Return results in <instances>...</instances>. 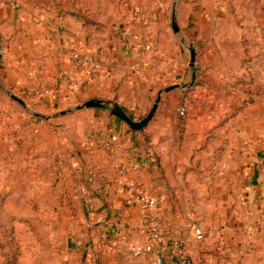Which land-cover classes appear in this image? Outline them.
<instances>
[{"label":"rangeland","instance_id":"rangeland-1","mask_svg":"<svg viewBox=\"0 0 264 264\" xmlns=\"http://www.w3.org/2000/svg\"><path fill=\"white\" fill-rule=\"evenodd\" d=\"M174 5L178 34L172 25ZM61 20L98 40H119L123 48L130 45L127 32L134 33L133 55L121 63L115 83L105 86L117 87L114 100L98 96L87 100L88 94L78 92L70 106L43 105L42 23L49 21V35L55 38L56 23ZM82 23H90L94 31H84ZM0 37V264H79L81 256L76 249L81 245L73 248L72 241L92 224L104 225L110 218L106 220L107 214L95 219L88 216V205L78 199L75 172L92 173L106 168L110 161V167L119 164L124 168L123 185L134 181L156 198L166 222L172 225L170 232L188 241L195 264H264L262 217L230 222L226 206L210 203L211 183L200 188L201 168H165L163 173L157 168H137L133 163L140 151L133 152L132 147L139 135L125 129L115 131L106 123L114 104L140 122L161 91L180 85L162 96L161 119L153 118L147 126L152 143L159 139L166 143L167 138L170 144L174 139L172 119L180 111L184 94L180 91H188L191 122L185 150L176 165H185L184 155L196 146L197 124L200 132L208 135L211 126L219 121L222 124L230 115L237 117L238 127L245 125V112H257L264 103V0H227L224 7L218 0H0ZM185 45L195 50L194 66H190ZM86 47L79 44L69 52L70 65L72 54L81 52L93 56L101 67L103 58L86 52ZM18 60L21 66H16ZM12 94L23 99L30 110L12 100ZM90 100L107 101V108L77 109ZM36 115L53 116L54 123L49 126ZM226 126L217 134L219 139L211 136L213 143L224 142ZM94 139L101 141L105 150L88 152L86 144ZM109 148L113 150L110 155ZM161 149L168 151L163 144ZM57 150L66 162L43 168L47 163L40 157ZM82 163L86 168H79ZM187 169L191 171L188 174ZM77 174L80 181H89L87 174ZM223 192L221 189V197ZM193 224L202 229V241L195 240Z\"/></svg>","mask_w":264,"mask_h":264},{"label":"crops","instance_id":"crops-1","mask_svg":"<svg viewBox=\"0 0 264 264\" xmlns=\"http://www.w3.org/2000/svg\"><path fill=\"white\" fill-rule=\"evenodd\" d=\"M47 22L42 23L43 29L41 33L43 36L40 38V96L43 98V105L50 108H58L67 103L70 106L75 102L74 98L79 93L82 95L88 94L84 97L87 100L94 96L109 98L107 99L108 102L114 100L117 87L109 89L105 86L107 83L112 84L113 81L115 83L121 72V63L133 55L134 33L130 34L127 32L130 37L128 38L130 45L123 48L121 47L122 44L118 42L119 40L111 41L104 38L98 40L96 36H87L83 31L69 28L67 23L62 20L56 23L58 32L54 33L55 38H52L49 35L48 28L50 27H48ZM97 40L100 41V47L103 50H99ZM79 44H86L85 51L92 55L94 54L95 57L103 58L104 64L101 65L100 71L95 74L93 79L80 87L79 91H70L67 86L71 67L69 52L73 48H78ZM21 62V60H18L16 66H21ZM94 90H100L102 92L101 95L93 93ZM106 106L104 104L100 108L92 109L103 111L107 108ZM258 108H254L259 110L257 112H252L250 108V111L245 112L246 123L240 127H238L237 117L230 115L227 118L228 121L224 123L225 126L227 125L226 129L224 128L226 131L224 142L218 143L219 141L217 140L213 143L212 148L206 152H195L196 149L198 150L202 147L201 141L204 135L199 130L200 125L197 124L199 128L197 127V135L194 137L197 143L196 146L192 147L191 152L186 151L187 153L184 155L185 165L175 164L177 158L173 141L170 144L167 138L164 139L166 143H162L163 139L153 141L154 152L162 157L165 168H201L200 188H204L208 182L211 183L213 193L210 203L216 206H226V213L230 217V222L241 219L249 222L254 217L256 218L255 220L262 217L264 221V103H260ZM160 109L161 104L153 121L160 115ZM54 118L51 116L46 119H40L50 126L54 123ZM197 119L199 121L200 118ZM106 123L115 127V131L120 130L117 118L110 114L106 118ZM220 123L219 121L216 124L218 127L214 134V140L215 138L219 139L217 134L221 131ZM116 136L117 134L114 132L112 139L115 140L113 141H116ZM98 139L86 144L88 152L96 154L98 151L105 150V147ZM162 144L168 151L165 152L161 149ZM112 151L110 148L109 151L107 149L108 154H112ZM111 156L113 157V155ZM43 157H40V160ZM199 160H202L200 164L197 163ZM143 161V157L138 152L133 164L137 168H147ZM43 162L46 163L45 160ZM110 162H108L106 168H103L105 170L104 177L101 176V183L104 184L102 193H104L106 199L91 197L90 191L82 194L81 189L91 190L92 184L80 181L77 173L87 174V178L90 177V173L86 170L83 172V169L75 172L76 186L75 184L74 186L78 190V199L94 210V215L91 218L95 219L99 215L107 214L106 217L109 216L110 219L104 224L105 226L101 222L103 227L100 229H95V225L92 224L79 238L72 239V247L74 248L75 244L82 245L84 242H82V239L86 242H93L100 250L99 253L102 254L103 261L101 264H153L150 256L144 254L146 242L138 230L141 213L130 200L126 183L122 184L125 178L119 173L122 167L119 164L116 168L115 166H113L114 168L110 167ZM192 162L193 164H189ZM69 163H72L71 160ZM68 165L70 166V164ZM72 165L74 166V164ZM79 168H86V166L82 163ZM100 169H95L93 175L96 176ZM132 174L136 175L137 173L132 172ZM84 185L89 187L87 188ZM221 186L223 188H220ZM221 189H224L222 197L220 196ZM150 195L155 198L151 193ZM238 207L240 208L239 210ZM217 223L218 225L221 223L219 217ZM95 260V257L90 256L87 264H97ZM167 260H171L169 255Z\"/></svg>","mask_w":264,"mask_h":264},{"label":"built area","instance_id":"built-area-1","mask_svg":"<svg viewBox=\"0 0 264 264\" xmlns=\"http://www.w3.org/2000/svg\"><path fill=\"white\" fill-rule=\"evenodd\" d=\"M227 0H218L220 7H224ZM150 50L149 46H146ZM101 67L93 56L74 52L72 54V66L67 80L70 91L78 90L83 83L91 79ZM183 114V110H180ZM121 176H124V168H120ZM130 200L140 210L141 218L138 223V230L145 239L144 254L152 259L153 264H192L188 258L190 252L187 240L170 239L165 225L161 221V216L157 206V201L148 194L141 185L130 181L127 185ZM85 194L86 189H81ZM87 214L93 217L94 210L87 206ZM192 234L197 241L203 239V233L199 225L193 224ZM171 260H167V256Z\"/></svg>","mask_w":264,"mask_h":264},{"label":"trees","instance_id":"trees-1","mask_svg":"<svg viewBox=\"0 0 264 264\" xmlns=\"http://www.w3.org/2000/svg\"><path fill=\"white\" fill-rule=\"evenodd\" d=\"M231 1H235V0H230V2ZM67 15L74 16L73 14H69V13H67ZM90 27H91L90 23H88V24L82 23V25H81V28L84 29V31L92 33L94 30H92V28H90ZM198 75H199V71L196 72V77H198ZM196 86H199V83H197ZM180 92L184 93L181 96L182 101L180 103V110H183V114H181L179 111L178 114L172 119L173 137H174L173 146H174L176 158H178L179 156L182 155V152L184 151V148L186 147V142L188 140L187 139V137H188L187 133H188V130L190 127V122H191V119L189 117V106H188V102H187L188 91L183 89ZM223 121L224 122H222V124L220 123L221 127L228 120L225 119ZM117 122L120 126L119 132H123V130L125 129L124 131L128 134L139 135L138 137H140V139L138 141H136V145H133L132 151L136 152V153H137V151H140L139 155L141 157H143V159H144L143 162L146 165V167L149 168L150 170L152 169V171L154 168L160 169L163 173L165 171L164 162L162 161V157L160 155H158L156 152H154V149H153L154 146H153V143L151 142L152 136H151L150 132H148L147 127L140 130V131H133L130 128H128V129L125 128L124 127L125 124L121 120L117 119ZM211 127H212L211 128L212 134L208 135L207 132L204 133V135H203V141L204 142H202V147H200L198 150L196 149L195 152H206L210 148H212L213 142H212L211 136H213L216 133L215 131H216V128L218 127V125H214ZM141 138H142V140H141ZM62 156L63 155L61 152H59V150H57L55 153L45 154V156L43 157L42 160H45V162L47 163V166H43V168H55V166L57 164H59L60 162H66L65 160L62 159ZM76 156H77V153H76ZM67 166H69V165H67ZM190 172H191L190 170H188V169L186 170V174H188ZM104 173H105V170H103V168H101L99 170V173L96 176L93 175V172L92 173L90 172V177L87 178L89 181H86L85 183L88 182V184L89 183L92 184L91 190L86 189V191H88V193L90 191L91 197H94V198H100L101 197V198L106 199L104 196V193H102V191L104 190V184L101 183V176L104 177ZM84 186L87 188L89 187L87 185H84ZM70 199H71V200H69L70 204L75 205V203L72 201V198H70ZM105 202H106V200H105ZM106 204H107V202H106ZM157 206H158L159 213L161 216V221L167 229V233H168L169 238L175 239V240H185L184 238L177 237L175 234L170 232L171 231L170 228L172 227V225L169 224L168 222H166L164 214L159 208L158 201H157ZM94 225H95V229H100L101 227H103V226H101L100 223H96ZM203 239H204V234H203ZM89 243L90 242L83 243L81 245L80 249H78V248L76 249L77 252L80 253V256H81L79 264H87V260L90 256L95 257V259H96L95 262L97 264H101L103 261V257H102V254L99 253L100 250L94 245L93 242L90 244ZM188 258L191 260L192 264L196 263V259L192 256V254L190 252L188 253Z\"/></svg>","mask_w":264,"mask_h":264},{"label":"water","instance_id":"water-1","mask_svg":"<svg viewBox=\"0 0 264 264\" xmlns=\"http://www.w3.org/2000/svg\"><path fill=\"white\" fill-rule=\"evenodd\" d=\"M172 25H173V31L174 33L178 34L179 33V29L176 23V10H175V5L173 6V10H172ZM182 44H185L182 41ZM186 48L188 49L189 53H190V66H194L195 63V58H196V53L195 50L190 46V45H185ZM2 56V43H1V37H0V59ZM181 86L180 85H175V86H170L168 88H165L163 91H161L157 98L156 101L151 109V111L149 112V114L140 122H136L133 121L125 112L124 110L117 104H114L111 111H110V115L121 120L123 123H125L131 130L133 131H140L144 128H146L148 126V124L152 121V119L155 117L156 112L159 108L162 96L166 93H169L173 90L179 89ZM11 99L14 100L15 102H17L20 106H22L23 108H25L26 110H30L28 104L21 99L20 97L12 94ZM106 101H102V100H90L87 101L86 103H84L82 106L78 107V110H82V109H90V108H100L102 107L104 104L106 105ZM61 114H65L64 112ZM40 118H48L51 116H43V115H36ZM109 219V216L107 217V220ZM103 223V222H102Z\"/></svg>","mask_w":264,"mask_h":264}]
</instances>
